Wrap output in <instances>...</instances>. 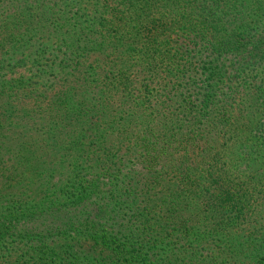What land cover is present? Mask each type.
I'll list each match as a JSON object with an SVG mask.
<instances>
[{
    "label": "trees",
    "instance_id": "trees-1",
    "mask_svg": "<svg viewBox=\"0 0 264 264\" xmlns=\"http://www.w3.org/2000/svg\"><path fill=\"white\" fill-rule=\"evenodd\" d=\"M0 264H264V0H0Z\"/></svg>",
    "mask_w": 264,
    "mask_h": 264
}]
</instances>
